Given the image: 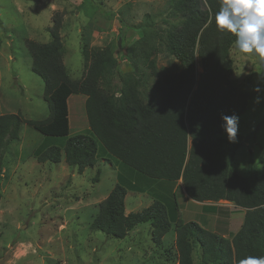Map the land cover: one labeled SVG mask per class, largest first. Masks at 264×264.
<instances>
[{"label":"trees","instance_id":"1","mask_svg":"<svg viewBox=\"0 0 264 264\" xmlns=\"http://www.w3.org/2000/svg\"><path fill=\"white\" fill-rule=\"evenodd\" d=\"M166 1L167 19L177 18L178 24L169 23L160 30V37L179 69L163 74L151 54L144 55L142 63L152 77L147 94L135 63L127 56L132 69L120 73L119 60L109 45L100 48L84 44L83 75L71 79L63 62L65 49L56 19L48 28L49 42L26 40L31 71L43 81L48 114L40 121L26 120L19 112L0 115V155L19 140L21 126L26 125L42 136L63 138L58 146L39 144L34 149L33 158L39 164H58L63 158L67 166L82 174L93 168L103 153L149 181L175 184L180 180L194 202L227 201L243 209L237 232L224 238L196 222L181 223L175 198H154L148 207L125 214V196L134 186L118 177L98 203L90 229L122 240L138 225L148 224L156 247L173 231L171 249L165 251L166 258L175 257L173 264H195V250L199 252L198 264H240L247 257H264V174L257 175L251 163V176H240L233 168L240 144L220 137L225 133L222 116L239 117L249 100L231 79L229 52L235 36L216 29L219 0ZM209 19L213 23L209 24ZM124 40L121 36V43ZM71 95L85 97L87 135H70L67 101ZM202 209L216 212L214 206Z\"/></svg>","mask_w":264,"mask_h":264},{"label":"rangeland","instance_id":"2","mask_svg":"<svg viewBox=\"0 0 264 264\" xmlns=\"http://www.w3.org/2000/svg\"><path fill=\"white\" fill-rule=\"evenodd\" d=\"M168 15L166 0H0V96L8 105L0 111L19 109L26 120L33 121L47 117L43 81L31 71L25 41L49 42L48 28L54 19L60 24L65 49L63 62L71 79L83 75L84 44L100 48L109 45L119 60L120 73L132 69L127 56L135 63L147 94L152 77L142 63L144 55L150 53L163 74L176 73L179 69L160 37V30L169 23L178 24L177 18L167 19ZM146 22L151 25L146 27ZM121 36L125 38L122 43ZM137 40L140 42L133 47ZM229 57L233 62L231 79L249 97L246 111L239 116L235 143L240 148L233 168L247 178L251 176L252 163L260 176L264 174V76L259 74L262 69L257 61L250 54L238 53L234 45ZM196 70L201 71L198 61ZM257 86L261 88L259 93L254 91ZM84 101L83 95L68 98L70 135L89 134ZM220 137L228 141L226 133ZM62 139L42 136L22 125L19 140L0 155V264H173L172 254L171 258L165 257V251L171 249L173 231L164 237L160 248L153 245L148 224L138 225L133 234L122 240L90 229L98 203L117 182L113 166L116 161L102 153L93 168L77 174L63 158L58 164H39L33 158L39 144L58 146ZM99 149H103L101 145ZM131 179L139 181L133 176ZM163 182L168 187L172 184ZM131 200L128 195L127 209ZM184 200L181 189L177 190L181 223L191 222L188 213L197 208L191 205L187 212ZM198 254V250L193 252L195 264Z\"/></svg>","mask_w":264,"mask_h":264},{"label":"crops","instance_id":"3","mask_svg":"<svg viewBox=\"0 0 264 264\" xmlns=\"http://www.w3.org/2000/svg\"><path fill=\"white\" fill-rule=\"evenodd\" d=\"M2 96H0V110L3 107L7 108V102L2 100ZM3 111H0V115L3 114H14L19 111V109H16L14 112H7V113H2ZM114 166V172H115V177L117 179L120 178L122 180H127L130 182L132 186H134L133 191H128L125 196V214L137 212V208L141 207L142 209L148 207L152 200L154 198L156 199H164V200H169L172 198H175L176 201V194L177 190L181 189L182 191V197L185 199L184 201L187 202L186 204V211H189V207L191 205H196V211L195 212H190L189 215H191V220L193 222L198 223L201 225L203 228L217 233L221 235L224 238H228L229 236L235 234L237 230L240 228L242 221H243V216H244V210L240 208L234 207L231 203L227 201H218L216 203H211V202H204V203H198L194 202L191 199L187 197V195L184 192V189L182 187V182L179 180L177 183L179 184H171V186L168 184H165L162 181H149L148 179H144L141 177H138L134 173H132L130 170L126 169L125 167L121 166L120 164L113 162ZM132 176L134 178H137L139 181H134V179H131ZM138 183V184H137ZM141 184H144L143 188H141ZM114 186V185H113ZM131 195V202L129 203V209H127V203L126 199L127 196ZM144 202H142V199H144ZM177 203V202H176ZM178 206V203H177ZM203 206H214L216 207V212H212L211 210L208 209H202ZM222 207H227L228 209L224 210L221 209ZM141 209V210H142ZM140 211V210H139ZM178 212H179V220H180V215L181 211L178 206ZM190 222V221H189ZM187 223V222H185ZM148 228L150 229L149 225ZM232 228H235V230H232ZM133 230L129 233V235L133 234ZM174 232L173 236L170 238V242L172 243L174 240ZM164 240V238H163ZM163 244L160 246L162 248Z\"/></svg>","mask_w":264,"mask_h":264},{"label":"clouds","instance_id":"4","mask_svg":"<svg viewBox=\"0 0 264 264\" xmlns=\"http://www.w3.org/2000/svg\"><path fill=\"white\" fill-rule=\"evenodd\" d=\"M219 5L215 13L217 31L233 34L235 50L250 54L262 69L259 74L264 76V0H219ZM208 23L213 20L209 19ZM254 91L259 93L261 88L257 86ZM222 121L228 141L235 143L239 117L224 115ZM240 264H264V257H247Z\"/></svg>","mask_w":264,"mask_h":264}]
</instances>
